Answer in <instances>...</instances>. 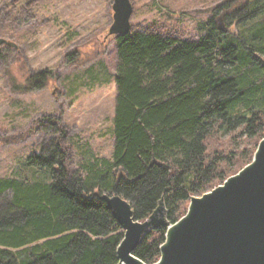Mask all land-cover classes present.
<instances>
[{"label":"trees","instance_id":"obj_1","mask_svg":"<svg viewBox=\"0 0 264 264\" xmlns=\"http://www.w3.org/2000/svg\"><path fill=\"white\" fill-rule=\"evenodd\" d=\"M222 19L236 21L237 35L217 29ZM263 20L264 0H224L197 39L132 30L114 37L111 162L70 170L64 128L42 119L39 151L16 176L0 178V264H116L123 231L102 194L125 199L138 221L162 198L174 223L191 196L248 164L264 136ZM48 76L26 74L23 91L42 89ZM164 232L149 231L134 256L156 262Z\"/></svg>","mask_w":264,"mask_h":264},{"label":"rangeland","instance_id":"obj_2","mask_svg":"<svg viewBox=\"0 0 264 264\" xmlns=\"http://www.w3.org/2000/svg\"><path fill=\"white\" fill-rule=\"evenodd\" d=\"M129 1L130 31L190 40L199 37V25L224 0ZM112 3L0 0V38L7 42L0 47V178L16 176L20 162L39 151L46 137L39 123L45 118L57 120L66 132L70 170L111 162L115 41L107 32ZM231 21L227 25L222 19L217 27L237 35ZM74 51L79 58L73 63L66 55ZM43 71L49 75L46 85L23 91L25 75ZM5 136L12 139L3 142ZM216 140L226 143L227 136Z\"/></svg>","mask_w":264,"mask_h":264},{"label":"water","instance_id":"obj_3","mask_svg":"<svg viewBox=\"0 0 264 264\" xmlns=\"http://www.w3.org/2000/svg\"><path fill=\"white\" fill-rule=\"evenodd\" d=\"M107 36L130 32L129 0H113ZM223 33L226 28H217ZM7 42L0 38L1 45ZM101 199L123 231L116 264H146L133 252L151 230L164 229L159 258L152 264H264V136L251 161L222 184L191 196L186 212L169 223L162 198L144 221L135 220L129 202L117 194Z\"/></svg>","mask_w":264,"mask_h":264}]
</instances>
